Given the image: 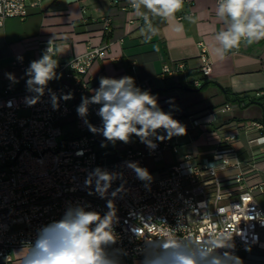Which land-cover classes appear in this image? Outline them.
Wrapping results in <instances>:
<instances>
[{"label": "built area", "instance_id": "built-area-1", "mask_svg": "<svg viewBox=\"0 0 264 264\" xmlns=\"http://www.w3.org/2000/svg\"><path fill=\"white\" fill-rule=\"evenodd\" d=\"M42 1L0 0V27L10 17L25 18L29 7ZM110 5L121 11L132 9L128 0H110ZM113 20L112 15H102L92 21L103 37L97 43L89 39L83 53L65 59L54 55L59 83L50 81L40 101L31 107L26 97L35 93L27 90L25 72L33 60L15 54L10 61L11 67L21 73L22 83L17 87L9 79L0 91V259L4 264H22L24 254L14 257L12 251L34 243L38 229L61 219L69 207L83 206L103 215L108 211L107 199L113 200L118 217V223H114L117 241L107 251L118 261L144 260L164 243L179 244L183 251L206 262H211L216 252L231 251L240 257L249 247L264 249V206L252 193V188L264 186V179L248 183L264 174V144L256 142L264 137V122L250 120L235 127L259 132L249 141L250 159H241L234 148L226 146L215 150L211 163L198 162L191 154H185L165 169H151L149 159L160 162L164 149L178 152V146L172 139H165L155 141L158 146L151 150L137 138L120 158L99 161L95 145L105 138L91 132L76 109L82 97L91 96L99 77L92 72V65L108 55L114 42ZM141 21L144 23L142 18ZM199 44V69L203 77H208L212 60L205 45ZM38 45L42 54L48 47L55 53L53 42L39 41ZM184 68L182 61L163 64L161 75L172 76ZM192 83L194 87L201 86L198 79ZM49 89L58 98L57 108L52 106ZM67 94L72 98L64 100ZM156 96L161 108L166 107L181 123L186 116L190 125L184 126H201L202 134L218 113L244 105L243 101L226 102L202 113L187 114L176 90ZM170 99L172 105L168 103ZM99 107L90 105L86 118L97 128L102 127L96 114ZM235 135L223 132L221 142L227 144ZM128 162H137L155 176L149 182L139 180ZM97 167L118 177L106 198L95 193L94 181L91 186L85 185ZM225 168H232L235 173L220 176L218 170ZM121 187L123 190L113 197L112 192ZM226 236H231L234 249H217V240Z\"/></svg>", "mask_w": 264, "mask_h": 264}, {"label": "crops", "instance_id": "crops-1", "mask_svg": "<svg viewBox=\"0 0 264 264\" xmlns=\"http://www.w3.org/2000/svg\"><path fill=\"white\" fill-rule=\"evenodd\" d=\"M32 1L29 0V3ZM215 6L216 0L184 2L183 8L174 18H152L157 32L150 40H145L141 35L144 23L133 9L121 11L118 7H112L110 0H43L39 5L29 7L28 15L20 18L22 23L18 22L17 17H10L0 27V91L9 80L7 74L15 77L17 87L22 83L21 73L10 65L15 54H24L30 61L39 59L42 56L39 41L53 42L55 57L58 59L81 54L86 50L89 39L97 43L103 37L92 21L102 15H112L114 24L111 35L114 42L108 55L92 65V72L99 77L90 95L99 87L101 76H131L141 90L150 92L166 86L173 87L154 95L176 90L187 114L202 113L226 102H244L243 106H235L229 112L218 113L215 120L205 126V134H202L203 127L197 126L186 128L183 136L173 137L178 152L164 149L160 162L148 160L150 168L165 169L185 154H191L198 162L211 163L215 150L226 146L234 148L241 159H250L252 149L249 141L258 136L259 132L255 129L236 130L235 127L250 120L264 122V40L251 45L242 42L238 48L220 57L214 50V46L219 47L214 35L223 25L215 16ZM178 26H182L180 30H177ZM120 38L123 41H119ZM200 42L205 45L212 60V71L208 77H203L199 69ZM179 61L185 64L183 70L172 76L161 75L163 64L173 65ZM195 79L201 81V86H193ZM59 80L55 79L54 82L59 83ZM141 84L146 86L142 87ZM238 96L240 100L233 101ZM162 110L168 111L166 107H162ZM182 124L190 125L189 118L184 116ZM223 132L236 135L227 144H223ZM136 139L133 136L130 144ZM122 154L123 151L120 156ZM218 172L220 176H227L235 173V170L225 168ZM260 179H264V174L248 180V183L254 184ZM252 193L260 205L264 206V186L252 188ZM240 258L242 264H264V249L249 247L240 253ZM197 261L198 264H211ZM118 262L142 264L143 260Z\"/></svg>", "mask_w": 264, "mask_h": 264}, {"label": "clouds", "instance_id": "clouds-1", "mask_svg": "<svg viewBox=\"0 0 264 264\" xmlns=\"http://www.w3.org/2000/svg\"><path fill=\"white\" fill-rule=\"evenodd\" d=\"M134 13L141 17L144 26L141 35L150 40L157 29L152 18L172 19L183 8L184 0H128ZM215 16L223 25L214 35L219 47L214 46L216 53L223 57L243 42L251 45L264 40V0H216ZM191 19V18H189ZM193 22H195L193 20ZM178 26L177 30H180ZM55 53L48 47L42 56L30 62L26 69V87L35 93L26 97L29 107L40 101L50 81L59 79L56 69L58 61ZM8 78L15 82L12 74ZM53 108L58 107V98L49 89ZM71 94L63 96L71 99ZM170 105L174 102L170 99ZM90 105H100L97 115L101 118L102 127L97 128L87 121ZM80 118L84 119L89 130L94 134H102L107 142L128 144L133 136L139 138L149 149L155 150L157 143L165 139L186 134V127L159 106L158 97L147 90L136 86L131 76L120 78L101 76L99 87L90 97H82L76 109ZM164 133V134H161ZM264 144V137L256 141ZM102 146L103 143H102ZM139 180H152L150 172L140 167L137 162H128ZM117 175L97 167L85 180L86 186L95 182V193L106 198ZM123 188L112 192L115 197ZM91 194V193H90ZM108 211L101 215L95 210H86L83 206L69 207L64 216L42 226L37 230L34 243H29L22 264H119L107 249L117 241L114 223H118L117 210L112 199H107ZM217 249H234L231 236L216 242ZM201 255H207L202 253ZM142 264H198L195 254H188L179 244L164 243L158 252L145 256ZM211 264H242L240 257L231 251L222 254L216 252Z\"/></svg>", "mask_w": 264, "mask_h": 264}, {"label": "rangeland", "instance_id": "rangeland-1", "mask_svg": "<svg viewBox=\"0 0 264 264\" xmlns=\"http://www.w3.org/2000/svg\"><path fill=\"white\" fill-rule=\"evenodd\" d=\"M18 22L22 23L23 21H22V19L20 20V18H18ZM102 143L104 146H102ZM129 144L130 143L125 144L123 142H117L113 145L111 142L99 141L95 145V150H96V153H97V156H98L100 162H110V161L116 160L119 157H121L120 155H121L122 151L127 146H129ZM26 252H27L26 249H17V250L12 251V255L14 257H16L18 255L25 254ZM0 262H3V264H4L3 259H0ZM119 264H121V263L119 262Z\"/></svg>", "mask_w": 264, "mask_h": 264}, {"label": "trees", "instance_id": "trees-1", "mask_svg": "<svg viewBox=\"0 0 264 264\" xmlns=\"http://www.w3.org/2000/svg\"><path fill=\"white\" fill-rule=\"evenodd\" d=\"M205 84V83H204ZM173 87H168V86H166V87H164V88H159V89H154V90H152V91H150L153 95L155 94V93H161V92H163V91H167V90H169V89H172ZM261 99V98H260ZM234 100H240V97L238 96V97H236V98H234L233 99V101ZM254 101V100H253ZM102 141H106L105 139L104 140H102ZM0 264H3V262H1Z\"/></svg>", "mask_w": 264, "mask_h": 264}]
</instances>
